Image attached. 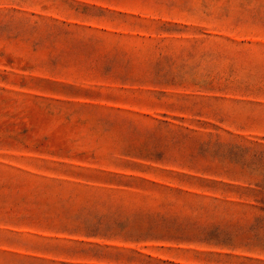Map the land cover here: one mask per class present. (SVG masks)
<instances>
[{
	"label": "rangeland",
	"instance_id": "obj_1",
	"mask_svg": "<svg viewBox=\"0 0 264 264\" xmlns=\"http://www.w3.org/2000/svg\"><path fill=\"white\" fill-rule=\"evenodd\" d=\"M0 264H264V0H0Z\"/></svg>",
	"mask_w": 264,
	"mask_h": 264
}]
</instances>
